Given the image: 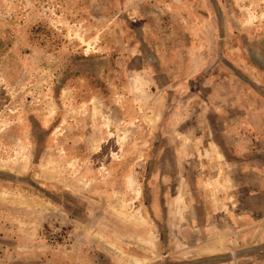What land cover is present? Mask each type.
<instances>
[{"label": "rangeland", "instance_id": "rangeland-1", "mask_svg": "<svg viewBox=\"0 0 264 264\" xmlns=\"http://www.w3.org/2000/svg\"><path fill=\"white\" fill-rule=\"evenodd\" d=\"M0 264H264V0H0Z\"/></svg>", "mask_w": 264, "mask_h": 264}]
</instances>
